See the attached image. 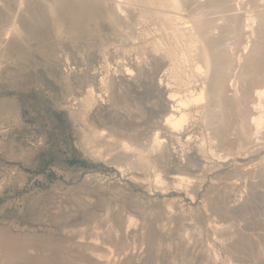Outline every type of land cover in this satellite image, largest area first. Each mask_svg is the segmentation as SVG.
I'll return each instance as SVG.
<instances>
[{
    "label": "rangeland",
    "instance_id": "1",
    "mask_svg": "<svg viewBox=\"0 0 264 264\" xmlns=\"http://www.w3.org/2000/svg\"><path fill=\"white\" fill-rule=\"evenodd\" d=\"M240 1L180 0L185 14L212 21L213 39L201 37L198 60L206 73L191 85L208 89L204 118L178 134L163 123L174 104L171 63L151 42L161 35L173 43L159 19L136 12L118 18L112 0H0V264H264V140L247 126L250 137L239 136L240 123L256 114L252 94L264 86V14H257L256 51L244 78L240 64L233 78L224 67L228 45L240 51L248 35L237 24L239 36H231L219 21ZM249 1L264 9L262 0ZM126 67L135 73L127 76ZM106 72L115 87L89 112L91 124L143 141L162 129L171 143L162 161L166 176L191 177L196 204L187 194H153L81 147L70 111L89 85L101 87ZM219 76L221 123L213 119ZM226 127L230 142L221 136ZM204 139L213 150L203 148ZM129 215L136 227L128 228Z\"/></svg>",
    "mask_w": 264,
    "mask_h": 264
},
{
    "label": "bare ground",
    "instance_id": "2",
    "mask_svg": "<svg viewBox=\"0 0 264 264\" xmlns=\"http://www.w3.org/2000/svg\"><path fill=\"white\" fill-rule=\"evenodd\" d=\"M262 2V7H264V0H262ZM112 3L118 18L123 16L124 19H126L129 18L130 13L136 12L139 19L142 20H145L147 17L159 19L163 30L168 32L169 41L173 43L172 46H169L161 35H155L151 42L152 49L155 52L165 51V57L171 63L169 69V78L171 81L168 82L167 86L171 89L169 91V102L174 104L173 111L168 112L163 123L166 129L171 128L178 134H181L187 127H189V129L191 128V131L194 123H200V121L203 120V106L207 104L208 100V89L206 90V87L202 85L203 88L197 89L191 85L195 77L202 76L206 73L204 66L198 60L199 44L202 36L213 39L208 33L212 21H207L208 19L202 20L204 15L189 16L185 14L182 10L180 0H162V2L158 4H146L144 0H112ZM242 3L243 0L238 4V8L229 10L230 14L221 16L219 20L221 21V26L228 27L230 35L232 34L231 36L234 34L238 37V30H241L242 27L243 30L241 33H244L246 36L248 35L249 43L244 42L242 44V50L238 51L239 44L236 45L235 42H232V44H229L227 47L228 50L224 68L227 72L229 71L230 74H232L231 78H233V71L231 69L235 65L238 66V64H240L242 69L238 72V78H244L248 75L246 71L250 68L248 69L245 63L247 62V57L252 55L253 51H256L253 48L252 38L253 36L257 37V28L261 21L260 17H262L261 15L259 17L257 14H259L258 12L264 14V9H261L260 6L253 7L254 5L252 6L249 0H246L245 7L241 6ZM53 5H55V3H53ZM248 5H250V8L247 11L246 7ZM216 14L221 15L223 12L217 11ZM241 19L244 21V26H241L243 24L239 23ZM237 24H239L238 27L241 29L235 26ZM15 26H17V23H15ZM197 26H200L198 28V30H200L199 32L197 31ZM159 31H161V29H157V32ZM146 35L150 36L148 33ZM240 52L241 55L238 56ZM108 66L111 65L108 64ZM253 67L255 66H252V68ZM126 72L128 73L127 76L135 73L131 67H126ZM113 82L114 79L108 77V72H106L102 75L100 80L101 87H99V89L91 84L88 86V89L84 91L81 99H74V101L77 102L75 104L76 109L70 112L80 128L81 147H83L85 152L90 153V155L99 160L114 165L118 168L121 175L129 177L132 182H139L153 194L154 190H158L163 196H170L173 193L176 195L187 194L188 197L193 200V203L196 204V194L193 190L194 186L192 185L191 177L182 176L178 177L179 179L177 181H170L166 176L168 171L162 166V161H166L167 158L171 156V143L169 138L163 135L162 129H154L150 137L143 141L136 138L134 135L122 131L115 132L114 130L98 129L91 124L89 112L96 105L107 103L110 98L109 92L113 86L115 87ZM224 83L225 78L219 76V80L216 83V104L213 111V119L218 123H221L225 117V109L223 107V99L225 98ZM233 86H235V83ZM252 95V97H255L253 110H255L254 113L256 114L251 116L247 124H243V122L240 123L242 125H240L239 136L241 139H248L250 137L245 128L247 126L248 128H252V134L250 135H252V137L256 136V140L262 141L264 140V86L262 85L256 88ZM242 99L243 98L238 99L237 96L236 102L241 103ZM248 101L249 100H247V102ZM215 122L214 124L216 125ZM225 129V133L222 134V132H220V135L222 134L221 136H223L224 142H230V134L228 132L230 128L226 127ZM190 134L191 132L188 135L189 140L191 139ZM209 138L211 139L212 137L209 136ZM213 138L215 137L213 136ZM206 139L202 140L201 144L203 148L205 147V149L213 150V147H209V144L211 146L213 141L216 142L215 139H211L209 144ZM187 143L179 139L180 146L184 147ZM172 185L176 186V189L169 192L173 188ZM173 199H175V197ZM168 206L170 209H173L172 203H169ZM127 219L128 228L137 226L138 220L134 216L129 215ZM99 240V238H96L97 242ZM108 248L111 250V246ZM98 256L100 258H110V256L106 257L102 254H98Z\"/></svg>",
    "mask_w": 264,
    "mask_h": 264
}]
</instances>
